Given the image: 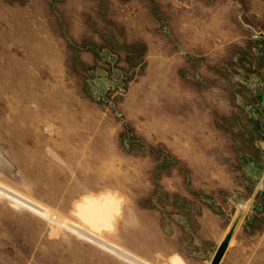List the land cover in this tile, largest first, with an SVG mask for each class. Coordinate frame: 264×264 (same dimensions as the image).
Returning <instances> with one entry per match:
<instances>
[{
  "label": "rangeland",
  "instance_id": "1",
  "mask_svg": "<svg viewBox=\"0 0 264 264\" xmlns=\"http://www.w3.org/2000/svg\"><path fill=\"white\" fill-rule=\"evenodd\" d=\"M187 193L264 264V0H0V264H201Z\"/></svg>",
  "mask_w": 264,
  "mask_h": 264
},
{
  "label": "crops",
  "instance_id": "2",
  "mask_svg": "<svg viewBox=\"0 0 264 264\" xmlns=\"http://www.w3.org/2000/svg\"><path fill=\"white\" fill-rule=\"evenodd\" d=\"M184 196L185 208H172L175 213L170 214L168 220H165L166 217L164 216L166 215L163 214L164 218L160 217V227L162 231L171 232L170 235L168 234V238L175 237L177 241H180L176 245L177 252L182 251L189 257V261L204 264L212 259L217 249V243H212L210 237L211 224L217 225L221 220L220 215L226 217L231 215L232 212L237 214L239 212L237 204L241 201V196L236 194L226 196L225 193L211 195L214 207H210L207 201L194 198L191 193Z\"/></svg>",
  "mask_w": 264,
  "mask_h": 264
},
{
  "label": "bare ground",
  "instance_id": "3",
  "mask_svg": "<svg viewBox=\"0 0 264 264\" xmlns=\"http://www.w3.org/2000/svg\"><path fill=\"white\" fill-rule=\"evenodd\" d=\"M93 204H95V206L97 207L98 205H102V201H96V202H93Z\"/></svg>",
  "mask_w": 264,
  "mask_h": 264
},
{
  "label": "water",
  "instance_id": "4",
  "mask_svg": "<svg viewBox=\"0 0 264 264\" xmlns=\"http://www.w3.org/2000/svg\"><path fill=\"white\" fill-rule=\"evenodd\" d=\"M218 260H219V259H218ZM217 262H218V261H217ZM217 262H216V260H215V261H214V264H216Z\"/></svg>",
  "mask_w": 264,
  "mask_h": 264
}]
</instances>
